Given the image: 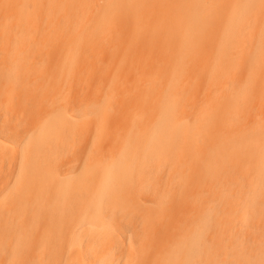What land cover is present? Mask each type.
Here are the masks:
<instances>
[{
  "label": "bare ground",
  "instance_id": "1",
  "mask_svg": "<svg viewBox=\"0 0 264 264\" xmlns=\"http://www.w3.org/2000/svg\"><path fill=\"white\" fill-rule=\"evenodd\" d=\"M0 264H264V0H0Z\"/></svg>",
  "mask_w": 264,
  "mask_h": 264
}]
</instances>
